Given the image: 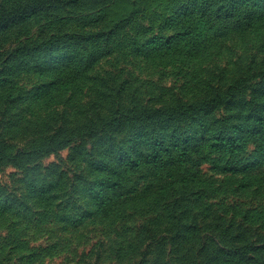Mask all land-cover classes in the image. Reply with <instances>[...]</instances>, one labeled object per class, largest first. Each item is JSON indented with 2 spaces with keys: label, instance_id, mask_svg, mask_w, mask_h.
Masks as SVG:
<instances>
[{
  "label": "rangeland",
  "instance_id": "1",
  "mask_svg": "<svg viewBox=\"0 0 264 264\" xmlns=\"http://www.w3.org/2000/svg\"><path fill=\"white\" fill-rule=\"evenodd\" d=\"M263 126L264 0H0V264H259ZM146 132L160 157L110 170Z\"/></svg>",
  "mask_w": 264,
  "mask_h": 264
},
{
  "label": "trees",
  "instance_id": "2",
  "mask_svg": "<svg viewBox=\"0 0 264 264\" xmlns=\"http://www.w3.org/2000/svg\"><path fill=\"white\" fill-rule=\"evenodd\" d=\"M223 19L227 21V23L235 22V19L233 18L232 12H226L224 13ZM197 29L192 30V31H179V33L173 35L172 37L169 38L170 42L172 44L179 46L182 43V38L189 37L191 40L197 39L195 36L191 37V34H195L196 36L198 35V32L200 31V25L199 23L196 25ZM157 38H154L153 41H156ZM217 101V97L213 99H208L204 100L198 104H190L184 106L183 109H178V107H173V108H155V109H148V110H138V111H132L134 112L133 116L128 115V117H134V118H142L144 117V120H154L159 117L167 116L169 114H178V113H184V112H193V110H197L201 108L202 106H210V103H215ZM180 110V111H177ZM183 110V111H181ZM120 116H123V113H117L116 117H112L108 121H105L101 126L104 127H109L111 125L119 124L121 123V119L119 118ZM99 129L98 126L93 127L92 131H97ZM263 131V139H264V126L261 127ZM153 131V130H152ZM187 129H180L179 126L174 127L170 130V136L171 139L174 141L176 144V147L182 144L177 143V138L179 136V133H187ZM153 133V132H152ZM201 134L208 135L210 139V144L207 146L210 151H215V152H223V153H228V154H233L235 152V149H237L240 144H242L243 139L240 137H230L228 134V130L226 128L222 129L220 126H207V125H202V130ZM187 135H184V138ZM196 135H194L193 138H195ZM156 137L150 133H133L132 137H130L127 140H122L118 142V144L111 145L108 147V155L110 158L109 165L111 167H108L110 170H112L114 173H119L118 168L114 166V162H118L121 166L123 164V167L126 168H132V167H137L140 165L142 161H148L151 156H154V159L159 158L160 156L156 154L157 150L159 149V140L155 139ZM189 138V136L187 137ZM150 139H155L154 143H151L149 141ZM147 142H146V141ZM165 140V139H164ZM55 138H52L51 142H54ZM115 143V142H114ZM59 144V141L50 143L49 145H46L45 147H42L43 150L47 148H51L53 146H56ZM132 144H135L134 146ZM188 144V139L185 140L184 146ZM164 145H168V143H164ZM168 158L171 159L172 155L171 153L167 154ZM122 167V168H123ZM259 264H264V260L260 262Z\"/></svg>",
  "mask_w": 264,
  "mask_h": 264
}]
</instances>
